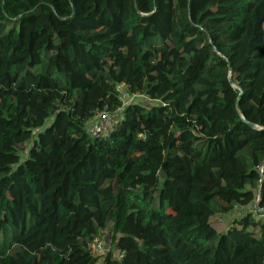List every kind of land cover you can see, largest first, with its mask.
Instances as JSON below:
<instances>
[{
	"label": "trees",
	"instance_id": "trees-1",
	"mask_svg": "<svg viewBox=\"0 0 264 264\" xmlns=\"http://www.w3.org/2000/svg\"><path fill=\"white\" fill-rule=\"evenodd\" d=\"M262 208L264 0H0V264H264Z\"/></svg>",
	"mask_w": 264,
	"mask_h": 264
},
{
	"label": "built area",
	"instance_id": "built-area-1",
	"mask_svg": "<svg viewBox=\"0 0 264 264\" xmlns=\"http://www.w3.org/2000/svg\"><path fill=\"white\" fill-rule=\"evenodd\" d=\"M128 86L124 81L116 84V90L123 102L114 111L104 108L99 110L87 123L86 130L90 137H102L108 139L110 134L118 125V115L124 104L137 97L135 93H129ZM139 95V94H138ZM140 96V95H139ZM261 215H264V208L261 209ZM91 248L95 253L102 254L109 250V246L104 242V238L96 236L91 242ZM118 256H121L119 254Z\"/></svg>",
	"mask_w": 264,
	"mask_h": 264
},
{
	"label": "rangeland",
	"instance_id": "rangeland-1",
	"mask_svg": "<svg viewBox=\"0 0 264 264\" xmlns=\"http://www.w3.org/2000/svg\"><path fill=\"white\" fill-rule=\"evenodd\" d=\"M137 99L139 101H143V102H147V99L145 97L142 96H138ZM255 200V195L252 196V200ZM249 205H237L236 207H234L232 210L226 212V213H221V214H216L213 215L211 217V222L212 224L215 226L216 229L222 231L225 230L227 225H229L231 223V218L234 216H237L238 214H240L243 210L248 209ZM109 234L108 233H104L102 234L101 237H104V242L106 243ZM106 240V241H105Z\"/></svg>",
	"mask_w": 264,
	"mask_h": 264
},
{
	"label": "water",
	"instance_id": "water-1",
	"mask_svg": "<svg viewBox=\"0 0 264 264\" xmlns=\"http://www.w3.org/2000/svg\"><path fill=\"white\" fill-rule=\"evenodd\" d=\"M260 182H262V177H261V179H260Z\"/></svg>",
	"mask_w": 264,
	"mask_h": 264
}]
</instances>
